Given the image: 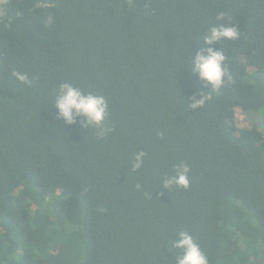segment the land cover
I'll return each mask as SVG.
<instances>
[{
  "label": "trees",
  "instance_id": "16d2710c",
  "mask_svg": "<svg viewBox=\"0 0 264 264\" xmlns=\"http://www.w3.org/2000/svg\"><path fill=\"white\" fill-rule=\"evenodd\" d=\"M219 24L240 36L212 45L213 91L189 61ZM65 82L110 132L56 119ZM261 111L264 0H0V264H176L180 231L209 264H264Z\"/></svg>",
  "mask_w": 264,
  "mask_h": 264
},
{
  "label": "clouds",
  "instance_id": "9594fccd",
  "mask_svg": "<svg viewBox=\"0 0 264 264\" xmlns=\"http://www.w3.org/2000/svg\"><path fill=\"white\" fill-rule=\"evenodd\" d=\"M239 36L238 28L230 24L213 25L204 32L200 40L203 44L190 56L189 64L191 70L196 73L197 78L206 88L210 87L213 91L219 90L224 85L227 75L224 67L225 55L221 49L214 48L212 45L222 40H236ZM15 75L19 81L29 82L25 74L15 73ZM210 98V95L206 96L203 93L199 99L193 96L191 107L197 108ZM52 102L56 109V119L62 120L65 124H74L79 120L82 127L95 126L101 129V134L111 131V128L103 126L108 113V103L102 95L85 93L80 88L65 82L59 85ZM144 156L145 153L142 151L136 154L132 163L133 170L143 165ZM189 171L187 164H178L176 174L164 178V187L177 185L187 188L190 183ZM171 247L181 250V254L176 256V264H209L207 256L187 231L178 232L171 242Z\"/></svg>",
  "mask_w": 264,
  "mask_h": 264
},
{
  "label": "rangeland",
  "instance_id": "374dc122",
  "mask_svg": "<svg viewBox=\"0 0 264 264\" xmlns=\"http://www.w3.org/2000/svg\"><path fill=\"white\" fill-rule=\"evenodd\" d=\"M259 114L258 115L254 113L247 114V117L251 120L252 123L257 124L260 128H263L264 127V111H261V115Z\"/></svg>",
  "mask_w": 264,
  "mask_h": 264
}]
</instances>
